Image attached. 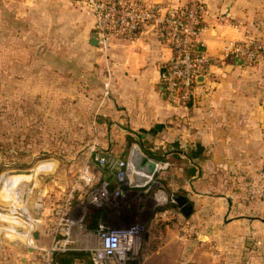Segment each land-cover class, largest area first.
<instances>
[{
    "label": "crops",
    "instance_id": "1",
    "mask_svg": "<svg viewBox=\"0 0 264 264\" xmlns=\"http://www.w3.org/2000/svg\"><path fill=\"white\" fill-rule=\"evenodd\" d=\"M196 1L204 5L202 40L214 63L187 107H176L164 96L161 66L172 51L151 33L135 41L115 39L107 57L91 43L96 32L91 11L73 0H0V14L11 36H38L19 49L34 59L49 54L50 62L41 59L38 66L51 70L54 78L70 80V110L85 118L94 107L100 117L99 134L83 162L93 144L102 153L113 152L118 144L129 146L131 137L151 158L170 163L160 178L171 195L188 199L192 211L185 215L176 202L160 210V215L182 216L184 224L166 229L154 254L162 252L148 264H264V60L222 55V46L231 40L264 45V0ZM47 35L58 40L49 48L41 41ZM123 133L124 143L119 139ZM128 155L122 151L120 157ZM42 165L38 172L51 178L53 166ZM38 172L28 174L30 179L27 174L2 178L5 183L21 177L19 183L30 186ZM33 189L28 206L36 224L35 244L45 245L53 207L50 195L37 196ZM3 193L0 208L11 204ZM0 264H39L38 249L24 237L0 232ZM74 264L88 263L78 259Z\"/></svg>",
    "mask_w": 264,
    "mask_h": 264
},
{
    "label": "built area",
    "instance_id": "2",
    "mask_svg": "<svg viewBox=\"0 0 264 264\" xmlns=\"http://www.w3.org/2000/svg\"><path fill=\"white\" fill-rule=\"evenodd\" d=\"M88 8L99 34L98 44L109 57L115 39L135 41L151 33L171 51V57L161 66L160 81L165 98L176 107H187L195 97L199 76H210L213 59L202 40L206 26L203 23L204 5L199 1L154 2L150 0H73ZM224 59L259 63L264 60V45L227 41L222 46ZM156 169L147 174L142 165L132 163L114 152L102 153L93 144L91 157L83 162L71 179L63 197L53 206L50 241L36 245L28 199L32 188L26 182L20 197L9 189L6 197L11 204L0 208V232L7 238L24 237L29 247L38 249L39 264H56L54 254L83 249L90 253L93 264H125L134 255L141 242L138 224L110 225L106 208L116 198L147 191L151 183H158L160 172L169 162L155 160ZM163 190L158 191L160 200ZM169 201L175 203V195ZM168 201V197L161 202ZM95 205L103 210V218L96 230L86 228V206Z\"/></svg>",
    "mask_w": 264,
    "mask_h": 264
},
{
    "label": "rangeland",
    "instance_id": "3",
    "mask_svg": "<svg viewBox=\"0 0 264 264\" xmlns=\"http://www.w3.org/2000/svg\"><path fill=\"white\" fill-rule=\"evenodd\" d=\"M6 23L8 21L0 14V195L3 199V176L27 174L25 177L29 179L31 175L28 174L35 173V169L40 171L43 165H39L47 163L53 166L49 173L51 178L38 172L36 180L29 187L34 188L37 196L40 195L38 193H45L44 198L50 195L49 204L53 207L63 197L72 175L88 155L89 145L98 136L95 125L100 122V117L95 114L94 107L85 118L75 109L70 110V80L66 82L63 77L54 78L51 70L38 66L41 59L50 62L49 54L45 55L44 51L40 59H34L33 53L27 56L19 49V45L32 44L38 36L21 39L18 35L11 36L6 30ZM56 38L47 35L41 41L49 48L56 44ZM20 57L27 59L21 60ZM22 65H27V68ZM72 103L76 104L75 99H72ZM125 137L123 133L119 139L124 143ZM135 146L140 153H145L142 145L130 142L127 147L118 144L112 151L119 156L122 151L131 156ZM144 189L116 198L110 206L103 208L106 209L110 225L133 223L141 229L142 240L125 264H148L156 259L162 251L154 253L162 245L166 229L184 224L182 216L170 211L160 215V210L171 207V194L164 182L151 183L147 193H144ZM160 190L164 191L162 194L166 199L168 197V201L161 202L158 195ZM93 208L98 207L87 205L86 214Z\"/></svg>",
    "mask_w": 264,
    "mask_h": 264
},
{
    "label": "trees",
    "instance_id": "4",
    "mask_svg": "<svg viewBox=\"0 0 264 264\" xmlns=\"http://www.w3.org/2000/svg\"><path fill=\"white\" fill-rule=\"evenodd\" d=\"M194 1V0H192ZM128 141L132 143L133 139L131 137H128ZM159 182H163L162 178H159ZM181 191L177 192L176 195H179ZM165 196L162 195V199L164 200ZM170 205H175L174 203H171ZM103 217V210L102 209H96L93 208L89 211V213L86 215V228L89 230H96L99 227V224L101 223ZM78 259L85 260L88 264H93V261L91 259V255L88 251L79 249V250H69L65 252H56L54 254V261L56 264H74V262Z\"/></svg>",
    "mask_w": 264,
    "mask_h": 264
},
{
    "label": "water",
    "instance_id": "5",
    "mask_svg": "<svg viewBox=\"0 0 264 264\" xmlns=\"http://www.w3.org/2000/svg\"><path fill=\"white\" fill-rule=\"evenodd\" d=\"M98 36H99V34L97 32L93 33V37H92V41H91V43L93 45H97L98 44ZM203 78H204L203 76H199L197 78V81L198 82L203 81ZM135 147H134L133 151L131 152L130 160L134 164L142 165L143 166V170L145 171V173L152 174L155 171V169H156L155 162H153L151 160V157L148 156L147 154L142 153V151L140 153L139 149H138L139 153L136 152V148H138V147H136V148ZM175 201H176V203L179 204V206H181L182 211H183V213L185 215H189L191 213V211H192L191 210V206H190V203H189V201H188V199L186 197L177 196L175 198ZM36 237H38V234H36Z\"/></svg>",
    "mask_w": 264,
    "mask_h": 264
},
{
    "label": "bare ground",
    "instance_id": "6",
    "mask_svg": "<svg viewBox=\"0 0 264 264\" xmlns=\"http://www.w3.org/2000/svg\"><path fill=\"white\" fill-rule=\"evenodd\" d=\"M136 152L139 153L138 148H136ZM21 177H11V179H9L8 181L5 182V187H4V192L7 193V191L9 192V189L13 190V188L17 187L19 185V182L22 180H18ZM27 178V177H26ZM28 179V178H27ZM30 179V177H29ZM25 181V180H24ZM31 181V180H30ZM30 184V183H29ZM19 187V186H18ZM15 193H18L20 195V197L23 195L24 193V187L20 186L19 188H17L15 191Z\"/></svg>",
    "mask_w": 264,
    "mask_h": 264
}]
</instances>
